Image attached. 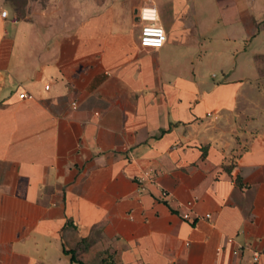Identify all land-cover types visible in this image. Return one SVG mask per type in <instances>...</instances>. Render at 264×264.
<instances>
[{
	"label": "crops",
	"instance_id": "1",
	"mask_svg": "<svg viewBox=\"0 0 264 264\" xmlns=\"http://www.w3.org/2000/svg\"><path fill=\"white\" fill-rule=\"evenodd\" d=\"M87 11L0 0V264H264V0Z\"/></svg>",
	"mask_w": 264,
	"mask_h": 264
},
{
	"label": "rangeland",
	"instance_id": "2",
	"mask_svg": "<svg viewBox=\"0 0 264 264\" xmlns=\"http://www.w3.org/2000/svg\"><path fill=\"white\" fill-rule=\"evenodd\" d=\"M19 18L30 17L40 23L72 25L82 21L88 8L98 9L108 0H5Z\"/></svg>",
	"mask_w": 264,
	"mask_h": 264
},
{
	"label": "built area",
	"instance_id": "3",
	"mask_svg": "<svg viewBox=\"0 0 264 264\" xmlns=\"http://www.w3.org/2000/svg\"><path fill=\"white\" fill-rule=\"evenodd\" d=\"M139 19L143 22L140 32V45L145 48L160 49L162 48L167 41V34L165 29L159 24V12L158 9L153 5H147L140 9ZM1 86V81H0ZM46 89H49V86H46ZM20 99H29L32 98V95L26 91H21L18 94ZM74 107L76 104H73ZM156 176L153 170H149L143 173L142 176L138 178V183L144 189V184L146 181H152ZM208 218H211V215H207ZM185 220H190L191 217L189 214L183 216ZM221 248L218 249V253L221 252ZM241 253V249H238L233 252L235 256ZM260 259V255L255 254L253 261L257 263Z\"/></svg>",
	"mask_w": 264,
	"mask_h": 264
},
{
	"label": "trees",
	"instance_id": "4",
	"mask_svg": "<svg viewBox=\"0 0 264 264\" xmlns=\"http://www.w3.org/2000/svg\"><path fill=\"white\" fill-rule=\"evenodd\" d=\"M75 259V258H74Z\"/></svg>",
	"mask_w": 264,
	"mask_h": 264
}]
</instances>
